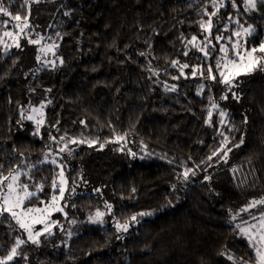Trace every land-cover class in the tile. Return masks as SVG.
Returning <instances> with one entry per match:
<instances>
[{
	"label": "trees",
	"instance_id": "16d2710c",
	"mask_svg": "<svg viewBox=\"0 0 264 264\" xmlns=\"http://www.w3.org/2000/svg\"><path fill=\"white\" fill-rule=\"evenodd\" d=\"M0 3L13 15H28L24 0ZM232 3L223 0L209 36L200 27L207 17L205 5L214 11L209 0L30 2V27L56 30L60 38L51 68L38 66L35 45L24 38L18 49L9 51L0 43V171L7 174L19 166L29 174L25 183L49 188L58 168L46 154H59L64 145L60 138L95 140L92 146L68 143L62 152L78 149L68 173L70 184L80 179L100 186L120 223L137 218L121 240L109 227L78 224L67 244L51 247L63 240L59 233L38 245L25 242L9 264H232L221 253L241 264L253 257L228 218L250 201L264 199V70L239 76L230 93L215 69L221 44L237 38L243 42V34L232 35L239 25L254 29L246 38L248 48L264 42V3L254 11H245L244 0H235L236 8ZM4 20L9 18L0 15V34L12 22L5 28ZM203 34L204 43L211 41L208 57L197 48V59L191 52L184 55L185 44ZM218 36L223 37L219 43ZM172 61L189 64L188 74L199 66L206 75L211 67L216 80L205 81L199 92L205 75H179ZM168 81L176 85L175 91L166 90ZM210 101L217 105L214 112ZM42 104L43 124L37 132L26 118L27 107ZM221 111L227 113V125L221 123ZM119 136L124 137L122 144ZM222 144L232 149L227 163L218 157L208 160ZM186 169L195 175L175 201ZM102 196L76 195L71 217L103 210ZM37 197L32 203L41 194ZM0 221L3 258L17 238L26 240L6 214Z\"/></svg>",
	"mask_w": 264,
	"mask_h": 264
},
{
	"label": "snow or ice",
	"instance_id": "6c2138e0",
	"mask_svg": "<svg viewBox=\"0 0 264 264\" xmlns=\"http://www.w3.org/2000/svg\"><path fill=\"white\" fill-rule=\"evenodd\" d=\"M37 2H39V0H31V3ZM258 3H264V0H244L245 11L256 10ZM209 4L214 9V11H207V5H205V10L203 11V14L207 16L208 19L207 21L201 23L200 27L207 31L210 36L211 29L213 26L212 18L217 15L219 8L223 6V0H209ZM24 6L28 8V15H23L20 12H17L15 15H13L9 7L5 6L3 3H0V15L9 18V20L3 21L4 27H8L9 21H15L17 23L14 24L13 27L18 29V32L6 30L4 31L3 36L13 38L16 41L17 47L20 46L18 43V40L20 38L19 33H25V29H30V24L28 22L31 12L29 0H24ZM232 7H237L235 0H233ZM65 15H68V13H65ZM229 19L231 20L232 18L229 17ZM237 24H239L238 21ZM239 28L240 30L233 32L232 35L236 37H241L243 34V50H241L240 40L231 43V51L234 52L236 57L235 59H233L229 56V48L221 44L219 50L221 53H223V56L220 60L217 61L215 69V71L219 72L220 74V82L224 83L229 88L234 86L233 80L235 79V77L239 75L250 74L256 68L264 70V42H261L258 47L253 46L251 48H248L246 38L247 36H250L252 34L254 29L251 25H248L247 27L239 25ZM43 39L44 37L39 36L35 39L30 38L28 42L30 44H40ZM221 39H223V37H216V41L218 43ZM0 43H4V41L0 39ZM187 43L201 51L205 57H208V47L211 41H208V43H203L198 41L196 36H193L192 39ZM7 47L8 45L5 44V48ZM56 47L57 45L55 43L46 44L42 48H40L39 51L45 54L47 52H52V54L55 55L54 50ZM257 53H260V55L257 56ZM141 55H143V53H141ZM184 55H188V53L185 52ZM36 59L39 62L41 60V57L38 55ZM48 63H52L54 66L53 61H48ZM172 64L173 66H179L180 75L182 76L185 75L184 69L190 67V65L187 63L179 65L178 61H172ZM197 73H199L202 77L204 76V72L199 66L192 67V76L195 77ZM207 78L216 80V75L211 67L207 69ZM172 79H178V77L174 76L172 77ZM203 87V85L200 86V91L203 90ZM165 88L166 90L171 91L176 90L175 86H171L169 88V86L165 85ZM198 94L200 93L198 92ZM233 98L239 99V97L236 96L235 93H233ZM221 99H227V96H222ZM210 104L213 109L217 108V105L214 102L210 101ZM43 107L44 105L42 104L40 108H32L31 111L33 115H28L26 118L29 120H36L35 114L39 113L41 116L43 115L41 113V109ZM208 115L209 118H211L212 112L209 111ZM225 115V112H220L221 117H224ZM21 116L22 118H25L23 112L21 113ZM36 123L38 132L39 126L43 124V119L36 120ZM81 123H83V121H81ZM206 123H210V119L206 121ZM221 123H223V121H221ZM52 139L53 142L59 143L55 141L54 137ZM117 139L123 140L124 137L119 136L117 137ZM60 140L64 141V145L58 148V152H64L67 149L68 143H87L89 146H92L94 143H96L95 140H85L76 138L65 140L64 137H61ZM225 142H228L227 137H225ZM240 143H243L242 138ZM239 146V144L235 145V147ZM100 147L102 148L103 145H100ZM68 151L69 153H71L72 150L68 149ZM231 151V148L225 149L224 145L222 144L220 149L213 151L212 155L208 157V160H212V158L215 156L219 159H224V162L227 163L225 157H227L228 153ZM221 152H223V155H220ZM46 155H52L51 151H49ZM131 155L134 157L136 154L131 153ZM51 163L53 165H56L57 167H60L61 171L57 174V176H54L52 179L51 187L53 190V195L51 197V201L40 200V204H42L43 207L32 203L33 198H38L37 193L43 191V184H36L30 186L27 183H23L21 181V176L22 174L27 176L28 173H22L19 170V166L11 168L10 170H8L7 174H5L3 171H0V217H4L5 214H7V216L10 217L11 220L16 225H18L21 230L27 233L28 240H30L33 244L37 245L40 243L38 237L46 233L51 235V229L57 223L56 221L49 222V217L51 216L52 212H63L64 210V206L61 205L59 201L64 199V195L67 190V180L63 172V166L57 163V159L55 157L51 160ZM0 168H3V166L0 165ZM232 171L236 172L237 170L232 169ZM190 172L192 173V175H195V172L192 169H186L183 172V177L185 180L188 179ZM57 178L59 182H57ZM208 179H210V177L206 176L205 180ZM31 187H35L36 191L30 190ZM97 191H99V189H97ZM57 192L58 195L56 194ZM258 205H264V199L250 201L249 204L246 205L241 211L249 212L250 209L257 207ZM105 208L111 211L112 206L106 202ZM151 214V212H141L138 215L146 216ZM104 215V212L97 210L95 217H89V219L92 220V222H96L97 219L102 218ZM136 218L137 217L134 215L131 217V220L136 221ZM232 218L233 220H235L236 215H233ZM251 221L252 222L244 220L242 224L236 225V230H238L241 236L247 239L249 247L253 250V257L249 261H241V264H264V211H261L258 216L255 214H251ZM73 223H75V221H73ZM36 225H42L43 227L42 229L37 230ZM115 227L117 229V232L127 231L129 224L127 222L120 223L119 221H117ZM69 236H71V233H69ZM25 242L26 241L17 238L15 240L14 246L11 247L7 255L3 258H0V264H9V262L13 261V259L18 255V248ZM221 255H227V259L230 260L232 264H237V260L234 256L227 253H221Z\"/></svg>",
	"mask_w": 264,
	"mask_h": 264
},
{
	"label": "rangeland",
	"instance_id": "374dc122",
	"mask_svg": "<svg viewBox=\"0 0 264 264\" xmlns=\"http://www.w3.org/2000/svg\"><path fill=\"white\" fill-rule=\"evenodd\" d=\"M29 2H31V0H29ZM207 19H208V17H206V19H204L203 22L207 21ZM16 23L17 22L12 21L10 23L9 29H7V31L18 32V29H16V28L13 27V25L16 24ZM4 31H6V30H4ZM237 31H239V30H237ZM3 33L4 32H2L0 34V39H2L4 41V43H2V46L4 47V49H7V51H9V49L11 47H16V49H18L20 47V46L19 47L16 46V41L13 38H11V37H4L3 36ZM57 34H59V32L56 31V30L54 32H52V29L49 30V31L38 32V30L35 31L33 29V27L32 28L30 27V29H25V33H19L20 38L18 40V43L20 45L21 42L23 41V38L26 40V42L28 44H30L28 42L30 38L31 39H35V38H38L39 36L44 37V39L41 41L40 44H30V45H35V58L38 55L41 57V60L39 62L37 61L38 66L39 67H50L51 68V67H53V64L52 63H48V61H53L54 62V65H55V59H53L52 52H47L45 54V53L40 52L39 49L42 48L46 44L55 43L56 45H58V41H59V38L60 37ZM205 38H206V36L203 34L202 37L200 39H198V41L203 42V41H205ZM237 40H240L241 41V38H237L236 40H234V42H236ZM5 44L8 45L7 48H5ZM242 45H243V42H241V46ZM225 47L229 48V56L231 58L235 59L236 58L235 57V54H234V52L231 51V44L226 45ZM184 49H185L184 50L185 52H187V53H190L191 52L192 53L191 58L197 59V57H196V53H197L196 51H197V49L195 47H193L192 45H190V44L187 43V44H185ZM55 50H56V48H55ZM241 50H243V49H241ZM256 55L259 56L260 53H257ZM222 56H223V53H221L219 55V58L218 59L220 60ZM47 57H49V58H47ZM182 64H179V65H182ZM174 68H177L178 69V74L180 75L179 66L178 65L177 66H174ZM187 69H184V72H185V75L184 76L187 75V76H190L193 79H195L196 76L200 75L199 73H197V75L195 77H193L192 76V70L190 71V74H188L187 73ZM256 69L258 70L260 68H256ZM203 72H204V75H205V71L204 70H203ZM239 76H241V75H239ZM239 76L235 77V79L233 80V85H235V83L237 82V78ZM208 79L209 78H207V74L201 79V83L198 86L199 92H200V86L201 85L204 86V82L207 81ZM220 80H221V77H220ZM163 85L164 86L167 85V86H169V88L171 86H175V88H176V85L173 84V83H170V81H168L167 83H165ZM233 87L234 86H232L230 88V93H231V90H232ZM226 88H228L227 85H225V89ZM202 91H204V87H203V90ZM43 105H44V107H46V104H43ZM43 108L41 109V113L42 114L44 113ZM27 109H28L27 116L28 115H33L32 111H31L32 109L31 108L29 109V107H27ZM211 110L214 112L215 110H217V108H214V109L211 108ZM35 115H36V120L43 119V115L41 116L39 113H37ZM219 116H220V112H219ZM220 118H221V121H223V125H227L228 124V121H227V113H226V115L224 117H221L220 116ZM36 120H31V121L34 123V125L36 126V130H37ZM124 141L125 140H119L118 143L119 144H122ZM120 147H123V145L120 146ZM71 150H72L71 153H68V154H63L62 152H59V154H56V155L55 154L48 155V160L49 161H51L55 157L57 159V163L59 165H62L63 166V172H64L65 178L67 180V185H66L67 190L65 192L64 199L59 201V203L64 206L63 212L53 211L52 214H51V216L49 217V222H51V221H56L57 222L56 225L53 226L52 229H51V235H49V234L46 233V234L38 237V239L40 241H41V239H47L48 240L49 237H52L54 234L59 233L61 236L64 237L63 240H58L51 247H54L55 245L67 244V242L69 241V239L72 236V234H71V236H69V233H71V230L76 225H78V224H90V225L91 224H94V225H101V226L109 227V228L113 229L114 235H115V239L116 240H121L124 237V235L132 228V226H134L136 224V221L127 222L129 224V227H128V230L127 231L117 232V229L115 227V224H116L117 220L112 216V208H111V211H109L108 209L105 208V203L106 202L112 206L111 201H110V197L109 198L108 197L107 198H104L102 196V188L100 186H97L96 188L95 187H92V185L87 184V183H84L80 179L78 180V182L73 183L72 185L70 184V178L68 177V173H70V172L73 171V167L75 165L74 162L76 161L74 158H75V156H76V154L78 152L77 146L76 147H72ZM81 163L82 162H80L79 165ZM57 168H58V173H59L61 171V168L60 167H57ZM19 170L22 173H27V172L23 171V169H19ZM28 176H29V174L27 176H25V175L22 174L21 181L23 183H25L28 180ZM191 176H193V175H189L187 180H185L184 177H182V179H181V187L182 188L180 190H176L174 192V200L175 201H179V199L181 197V194H182V191L184 190L183 188L193 180V177L194 176L192 177V179H189V177H191ZM57 182H59L58 181V178H57ZM28 184L31 186V183L30 182H28ZM51 184H52V181H51ZM97 189H99V191H97ZM30 190L36 191L35 188H33V189L30 188ZM87 193H93V194L101 195L102 198H103V201H104V209L101 210V212H104L105 215L102 218L97 219L96 222H92V220L89 219V217H95L96 212L95 213H92V214H90V215H88L86 217L80 218V219H74L73 217H71V213L74 210L73 202H72L73 198L76 195H78V194H87ZM40 194H41V197L38 200V202H34L33 204H36V205H39L40 207H43V205L40 204V200L51 201V197L53 195V190H52L51 185L49 186V188L43 187V191L38 192L37 193V196L40 195ZM56 194L58 195V192ZM248 204H246V205H248ZM246 205H244L242 207V209ZM242 209H239V210L235 211V213H233V215H236V219L235 220H233V218H232L233 215L229 216V218H228V224H230V225H232V226H234L236 228V225L237 224H242L244 220H248L249 222H252L251 221V214H255V215L258 216L261 211H264V205H258L257 207L250 209L249 212H243V211H241ZM8 218L11 220L10 217H8ZM73 221H75V223H73ZM0 223H2V221H0ZM42 227H43L42 225H36V229L37 230L42 229ZM237 232H238V230H237ZM23 233H24L26 242L32 243L30 240H28L27 233H25L24 231H23ZM238 234H239V236L248 245L247 239L244 238L243 236H241L239 232H238ZM251 252L253 253V250L252 249H251Z\"/></svg>",
	"mask_w": 264,
	"mask_h": 264
}]
</instances>
